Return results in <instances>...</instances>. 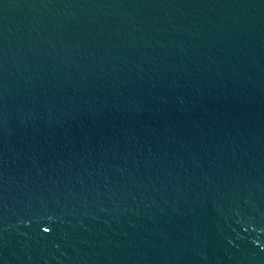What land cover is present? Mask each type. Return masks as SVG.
<instances>
[{
    "label": "water",
    "instance_id": "water-1",
    "mask_svg": "<svg viewBox=\"0 0 264 264\" xmlns=\"http://www.w3.org/2000/svg\"><path fill=\"white\" fill-rule=\"evenodd\" d=\"M0 264H264V0H0Z\"/></svg>",
    "mask_w": 264,
    "mask_h": 264
}]
</instances>
